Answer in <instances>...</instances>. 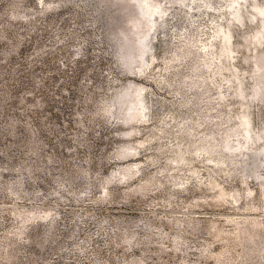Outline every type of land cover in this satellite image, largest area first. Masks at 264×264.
<instances>
[{
	"label": "rangeland",
	"instance_id": "1",
	"mask_svg": "<svg viewBox=\"0 0 264 264\" xmlns=\"http://www.w3.org/2000/svg\"><path fill=\"white\" fill-rule=\"evenodd\" d=\"M0 264H264V0H0Z\"/></svg>",
	"mask_w": 264,
	"mask_h": 264
},
{
	"label": "bare ground",
	"instance_id": "2",
	"mask_svg": "<svg viewBox=\"0 0 264 264\" xmlns=\"http://www.w3.org/2000/svg\"><path fill=\"white\" fill-rule=\"evenodd\" d=\"M157 9V8H156ZM159 10V9H158ZM155 11V8L154 7H152V5H148L144 10H143V15H150V14H152L153 12ZM260 12H262V10H260ZM135 24H136V22H135ZM137 25V24H136ZM225 38H228V35H227V33H226V35L224 36ZM140 43V45H141V47L144 49L145 48V42L143 41V40H140L139 41ZM130 55V57L132 56V53L131 54H129ZM135 91H136V97H135V99L128 105V109H127V112H126V117H124V118H122V122L123 123H129V122H131V121H134V120H142L143 119V117H137L136 116V112H140V114L142 115V116H144V111H143V109H144V107H143V105H142V99H140V97H139V92H140V90L139 89H135Z\"/></svg>",
	"mask_w": 264,
	"mask_h": 264
},
{
	"label": "trees",
	"instance_id": "3",
	"mask_svg": "<svg viewBox=\"0 0 264 264\" xmlns=\"http://www.w3.org/2000/svg\"><path fill=\"white\" fill-rule=\"evenodd\" d=\"M114 1H116V0H114ZM129 9L130 8H129V4L128 3H124V2L121 3L118 17L119 18L123 17L126 13H128V11H130ZM123 37H124V34H123ZM127 41L128 42H126L125 44L127 45L128 49H130L132 47V44H130L129 40H127Z\"/></svg>",
	"mask_w": 264,
	"mask_h": 264
}]
</instances>
